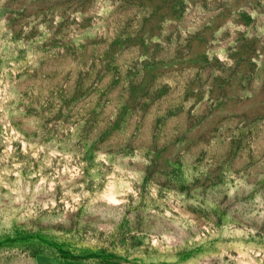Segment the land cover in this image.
I'll list each match as a JSON object with an SVG mask.
<instances>
[{
    "label": "rangeland",
    "instance_id": "374dc122",
    "mask_svg": "<svg viewBox=\"0 0 264 264\" xmlns=\"http://www.w3.org/2000/svg\"><path fill=\"white\" fill-rule=\"evenodd\" d=\"M0 264H264V0H0Z\"/></svg>",
    "mask_w": 264,
    "mask_h": 264
}]
</instances>
